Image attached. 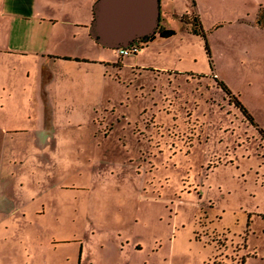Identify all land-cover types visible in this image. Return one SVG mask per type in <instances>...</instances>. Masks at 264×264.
<instances>
[{
    "label": "rangeland",
    "instance_id": "rangeland-1",
    "mask_svg": "<svg viewBox=\"0 0 264 264\" xmlns=\"http://www.w3.org/2000/svg\"><path fill=\"white\" fill-rule=\"evenodd\" d=\"M162 2L175 34L147 50L46 57L41 93L20 71L18 118L0 53V196L25 202L0 216V264H264V14Z\"/></svg>",
    "mask_w": 264,
    "mask_h": 264
},
{
    "label": "crops",
    "instance_id": "crops-1",
    "mask_svg": "<svg viewBox=\"0 0 264 264\" xmlns=\"http://www.w3.org/2000/svg\"><path fill=\"white\" fill-rule=\"evenodd\" d=\"M95 1L96 0H0V35L3 43L5 42L0 46V53L17 59L16 61L14 60L13 66H10L13 73H15V75L12 76V80L3 82L1 85V90H6V98L2 101L1 107H5L4 109L9 111L12 117L18 118L19 112L22 114L24 111V94H22V92H24V82L22 86L18 79L20 71H25L28 74L29 72H34L36 79L33 81V86L38 87L37 90L41 93L42 91L44 92V84L49 81L51 77L49 66L45 63L50 58L55 59L63 57L64 60H73L76 62L74 64L80 68H82L80 62H104L108 60L106 62L108 65L113 63V61L103 58L104 53L107 50L117 51V48L112 49L99 44L92 38L89 32L90 24L93 20V6ZM162 1L163 0H160L159 26L171 29L170 23L172 21L162 8ZM194 1L199 7V4L204 2V0ZM230 2V5L246 9L251 8L253 13L252 20L249 18L251 11H247L244 14L251 23L261 27L263 24L261 18L262 14H264V0H230ZM8 8H10V12ZM45 9L48 13L43 12ZM26 10L29 13H22L23 11L26 12ZM53 12L57 15H54ZM164 17L165 19H163ZM236 20L246 19H244L243 14H240L236 17ZM57 26L63 27V32H61V34H58ZM24 27H30L32 31L24 33ZM157 37L163 38L158 32L155 33L152 39L145 43L142 50H147ZM87 47L94 49L93 56L88 57V53H84L85 50L89 49ZM67 48L70 49L67 50ZM37 56L40 57V60L35 59ZM46 57L49 59H46ZM131 65L134 64L131 63ZM214 76H216V74H214ZM19 88H21V94H19ZM1 98H3V96H1ZM38 98V105L41 104V101H44L46 105L49 104L47 101L50 98L48 93L43 99H41L40 96H38ZM50 129V126L46 128L45 133H48ZM35 197L36 196H33V198ZM11 201H13L12 206H10V201H8L7 197L0 196V216L5 217L7 214L10 215L11 211L21 210L25 206V202ZM53 242H56V240L51 241V243Z\"/></svg>",
    "mask_w": 264,
    "mask_h": 264
},
{
    "label": "water",
    "instance_id": "water-1",
    "mask_svg": "<svg viewBox=\"0 0 264 264\" xmlns=\"http://www.w3.org/2000/svg\"><path fill=\"white\" fill-rule=\"evenodd\" d=\"M89 32L99 44L116 49L152 36L160 23V0H96Z\"/></svg>",
    "mask_w": 264,
    "mask_h": 264
},
{
    "label": "built area",
    "instance_id": "built-area-1",
    "mask_svg": "<svg viewBox=\"0 0 264 264\" xmlns=\"http://www.w3.org/2000/svg\"><path fill=\"white\" fill-rule=\"evenodd\" d=\"M138 50H139V47L136 43H132L131 45L126 46V47L117 48V51H118L120 56L136 53V52H138Z\"/></svg>",
    "mask_w": 264,
    "mask_h": 264
},
{
    "label": "trees",
    "instance_id": "trees-1",
    "mask_svg": "<svg viewBox=\"0 0 264 264\" xmlns=\"http://www.w3.org/2000/svg\"><path fill=\"white\" fill-rule=\"evenodd\" d=\"M93 17H94V13H93ZM159 27H160V26H159ZM173 34H175V31H174L173 29H165V28L160 27V35H161L162 37H169V36H171V35H173ZM152 37H153V36L148 37V38H146V39L143 38V39H139V40L145 42V41H147V40L152 39Z\"/></svg>",
    "mask_w": 264,
    "mask_h": 264
},
{
    "label": "flooded vegetation",
    "instance_id": "flooded-vegetation-1",
    "mask_svg": "<svg viewBox=\"0 0 264 264\" xmlns=\"http://www.w3.org/2000/svg\"><path fill=\"white\" fill-rule=\"evenodd\" d=\"M160 27L164 28L163 26H160ZM160 27H158L157 30H156V32H155V33L158 32L159 35H160ZM165 29H166V28H165ZM155 33H154V34H155ZM154 34H153V35H154ZM153 35H152V36H153ZM160 36H161V35H160ZM149 37H151V36H149ZM148 41H149V40H147V41H145V42L140 41V40H136V41H134L133 43H136V44L138 45V47H139V50H140L141 48H143V46L145 45V43L148 42Z\"/></svg>",
    "mask_w": 264,
    "mask_h": 264
}]
</instances>
